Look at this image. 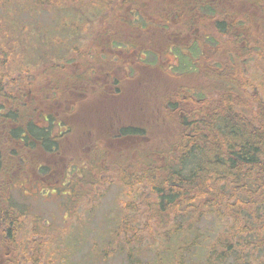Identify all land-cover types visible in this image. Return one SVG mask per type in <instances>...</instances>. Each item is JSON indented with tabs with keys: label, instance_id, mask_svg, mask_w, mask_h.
<instances>
[{
	"label": "trees",
	"instance_id": "trees-1",
	"mask_svg": "<svg viewBox=\"0 0 264 264\" xmlns=\"http://www.w3.org/2000/svg\"><path fill=\"white\" fill-rule=\"evenodd\" d=\"M86 1L105 6L113 4L112 10L116 13L129 10L130 14L125 13L126 17L119 22L126 23L128 15L133 16L134 36L141 31L150 37L148 44L146 39L137 43L138 52L154 59L156 52L152 47L157 46L164 49V53L176 55L181 67L189 60V72L182 71L178 75L191 79L199 71L206 85L166 91L161 97L160 113L166 115L165 122L174 130L173 135L163 141H154V137L150 140L147 127L127 124L119 128V141L142 140L138 150L135 147L120 150L119 178L130 172L136 184L145 181L148 191L137 193L135 210L144 208L163 236L162 252L156 254V258L133 262L136 257L128 253L131 264H187L186 258L194 249L203 253L200 264H227L230 256L236 264H264V259L256 255L262 253L264 258V0H181L180 4L176 0H152L158 2L152 10H145L151 0H0V9L14 5L19 11L40 15ZM139 10L147 15L141 16ZM162 28L164 32L159 37L158 31ZM180 37H185L181 44ZM115 40L118 47L124 44ZM172 40L176 42L171 43ZM40 47L38 40L37 54L42 50ZM1 58L0 45V187L7 185L8 189L17 180L7 174L2 155L8 154L10 146L14 148L20 143L18 151L27 150L26 153L31 154L34 148V177L42 181L56 178V183H62L70 172L78 174L79 178L67 182L64 188L65 194H72L70 201L78 203L85 196L84 188L94 185L92 173L100 177L105 170L100 168L106 161L102 147L105 135L94 138L96 158L90 159L86 170L81 171L83 164L76 156L63 162L61 170L57 167L62 162L55 168L53 163L49 166L46 159L62 155L65 137L70 138L76 131L64 115H75L80 104L75 106L77 111L73 115L68 111L61 113L64 104L73 102L76 92L69 82L53 78L51 70L60 66H55L57 61L53 62L48 55H37L35 62L34 59L25 64L20 61L17 78L16 75L9 78ZM41 64V75L49 79L42 102H47L51 108L39 106L41 94L37 89L44 88V79L31 76L28 70V66L35 70ZM71 78L72 83L82 79L79 75ZM58 106L62 109H57ZM4 135L10 141H5ZM12 153L16 159L11 170L24 174L32 162L20 157L19 152ZM158 158V162H165L163 166L156 164ZM50 189L52 191L46 194L54 193L57 188ZM0 201V219L14 222L18 218L15 206L21 208L13 202L11 193ZM205 215L218 220L228 218L233 225L244 223L246 234L256 239V244L252 245L254 258L241 255V247L246 243L235 242L239 247L235 252L236 246H232L227 233H220L201 248L195 241H183L181 237L194 233L196 224ZM117 228L128 233L123 222ZM234 231L231 236L239 235L236 227ZM114 233L121 239L117 229ZM121 243L129 246L130 240L126 238ZM134 244L140 246L139 242L134 241ZM112 250L116 251L115 247L105 253L112 254ZM136 250L140 252V248Z\"/></svg>",
	"mask_w": 264,
	"mask_h": 264
},
{
	"label": "rangeland",
	"instance_id": "rangeland-1",
	"mask_svg": "<svg viewBox=\"0 0 264 264\" xmlns=\"http://www.w3.org/2000/svg\"><path fill=\"white\" fill-rule=\"evenodd\" d=\"M176 1L179 4L183 3L181 0ZM164 3L168 4V2ZM99 5L101 6L99 7ZM99 5L86 1L73 4L71 7L69 5H66L67 7L62 6L61 11L52 10L40 15L19 11L14 5L1 7V60L7 67L6 71L10 74L9 78L18 73L16 68L20 61L21 64L31 62L33 59L35 62L37 55L52 57L53 62L57 61L54 65L60 66V69L51 70L50 73H54L53 78L57 77L66 84L70 82L71 89L76 92L72 97L73 102L66 103L64 106L67 107L69 113L73 114L77 111L75 106L80 104V108L74 115L75 121L80 123L88 121L94 124L97 115L93 111L104 98L97 95L91 96L88 100L82 92L90 89V87H98L95 86L94 82H97L99 78L96 75L93 80L92 76L87 75L88 83L86 85L81 84L79 87V84L72 85L73 78L71 77L84 74L83 71L90 65L89 73H91L96 63L97 71H101L99 66H102V62L107 64V61L104 60L108 58L107 56L104 58V54L98 56L101 46L111 38L113 40L118 39L130 47L126 48V63L124 61L118 63L117 75L122 85V93L117 100L106 101H108L110 108H119L118 121L121 124H136L147 127L150 140L153 137L156 141L172 136L174 130L170 124L165 122L166 115L160 113L163 104L161 97L166 94V91L172 92L182 87H206L203 77L199 75V71H195L197 74L191 76V79L178 75L182 71L183 73L189 72L187 68L191 64L189 60L181 67L176 55L164 53V49L157 46L152 47L156 52L154 59L153 57H142L141 60L143 61H140L137 53L140 46L137 43L146 39L145 43L148 44L149 35L140 31L137 36H134V29L131 28L132 24L134 25L132 23L133 16L128 15L126 23L119 22V20H124L125 13L130 14L129 10L116 13L112 10L113 4L105 6L101 3ZM157 5L158 2L153 3L151 0L146 5L145 10H152ZM7 9L10 11L6 12ZM138 12L143 17L147 15L144 10ZM163 32V28L158 31L159 37H162ZM185 37H180L179 44L184 42ZM38 40L42 49L39 50V54L35 49ZM173 42L176 41L172 40L171 43ZM133 44L135 45L132 46ZM161 52L164 54H160ZM94 53H96V57L92 56ZM31 56H33L32 59H30ZM64 60L66 63H63ZM28 70L31 76L33 75L39 80L44 79V88L37 89L41 94L39 106L51 108L47 102H42L43 92L49 87V79L41 75L42 64L35 70L34 67L28 66ZM252 70L253 67L250 71L253 72ZM17 77L18 75L15 78ZM262 77L264 78V73ZM262 80L264 82V79ZM83 86L85 88L81 91L80 88ZM262 88L264 89V86ZM184 97L187 98L186 94ZM32 99L34 100V96ZM36 101L38 102V100ZM65 107L61 110L63 115ZM57 109H62V106H58ZM79 113H81L80 116ZM97 135V132H92L90 139L93 140ZM90 139L82 138L77 129L69 140L62 145L60 158L66 157V159L60 161L62 163L58 164L57 169L61 170L63 162L67 161L69 157L76 156L83 164L80 165L81 171L86 170L90 157L85 154L81 157V148ZM141 141L133 138L118 141L114 148L110 144L104 143L106 161L104 163L103 160H100L102 164L104 163V166L102 165L100 168L105 170L100 177L92 173L93 177L91 178L95 180L93 187H85V196L75 204L70 201L72 194H65L64 190L67 182L79 178L78 174L73 171L65 179L63 177L62 183H56V178L42 181L37 176L32 177V180L24 179V177L16 180L20 183H15L10 193L13 202L21 209L15 206L18 218L13 219L14 223L10 234L14 235L13 244L20 247L21 254L27 257V264H32V256H34V264H131L128 253L136 257L133 262H140L151 261L156 258V254L162 252V230L154 225L150 214L146 213L144 208L140 207L138 211L135 210L138 203L135 200L137 193L148 191L145 187V181L136 184L137 180L130 176V172L124 173L119 178L117 170V167L119 168L117 164L120 150L125 148L133 150L134 147L138 150L141 148V144H139ZM133 155L135 154L133 153ZM46 160L49 166L54 162L53 157ZM158 160L159 158L155 159L156 164L163 166L165 162H158ZM126 167L128 168V166ZM18 174V176L22 175L21 172ZM58 175L61 174L58 173ZM28 181H33L34 184L28 183ZM6 187L7 185H4L3 188L0 187V199L6 197L9 189ZM55 187L57 189L53 191L54 193L46 194L47 191H52L50 188ZM142 199L143 197H141ZM226 221L227 225L224 226ZM120 222L124 223L128 231L127 234L122 233L117 228ZM235 227L239 230V235L231 236V232L235 233ZM245 227L247 226L242 222L233 225L228 218L218 220L213 216L205 215L196 224L193 229L194 233L182 236L181 239L185 242L195 241L200 244L201 248L205 247L220 233H227L230 235L232 246H236L235 252H238L239 249L235 242L246 243V246L241 247L243 248L240 251L241 255H253L254 258L255 249L252 245L256 244V239L249 238ZM116 229L119 232V237H121L119 240L115 237ZM126 238L130 240L129 246L121 243ZM134 241L139 242L140 246L135 245ZM112 247H115L116 251L112 250V254L105 253L108 248L111 249ZM138 248H140V252L136 250ZM194 250H190L187 256V264H200L202 252L199 250L195 252ZM256 255L260 260L264 259L262 253H256ZM227 264H236V262L230 256Z\"/></svg>",
	"mask_w": 264,
	"mask_h": 264
},
{
	"label": "flooded vegetation",
	"instance_id": "flooded-vegetation-1",
	"mask_svg": "<svg viewBox=\"0 0 264 264\" xmlns=\"http://www.w3.org/2000/svg\"><path fill=\"white\" fill-rule=\"evenodd\" d=\"M122 46L118 47L116 40H113L112 38L105 43L103 46H101L100 49V53H99V57L104 54V58L107 56L108 60L105 59L104 61H107V64H105L104 62H102V66L100 67L101 71H97L96 68V64H94V69L91 70V73L89 68L91 67V65L85 69L80 75V77L82 79H79V83L77 81L73 82V84H79V87L81 84L86 85L87 82V75L92 76V79L94 80V78L96 77V75L98 76V81L94 82L95 86L98 87H90V89H86L83 91V89L85 88L83 86V88H80L82 92V94L84 96H86V98L88 100H90L91 96H97V95H101L104 100L102 102H100L95 110L93 112L96 113L97 115V119H96V124H91L88 121H85L83 123L77 122L74 119V115L73 116H66L67 120H71L70 126H72L73 130L74 128L77 127V129L79 130L82 138H91L92 136V132H97L98 135L97 137H101V135H105V142L106 145L110 144L112 146V148H114V146L117 145V142L119 141V139L117 138V133L119 131V128L121 126H123V124H121L118 121V113H119V108L115 109V108H110V105L108 103V101L106 100H117L118 97L121 95L122 90H121V83L120 80L118 78V71H119V66L118 63L122 61H125V55L127 54L126 48H130L128 47V44H121ZM139 54L138 59L140 61L142 57H145L142 53L137 52ZM96 54V53H95ZM110 55V56H109ZM137 58V57H136ZM143 59V58H142ZM122 69V68H121ZM70 84V82L68 83ZM71 87V86H70ZM80 91V92H81ZM66 103V102H64ZM70 102H68L69 104ZM80 108V106H79ZM65 111L67 110V107H65ZM64 111V112H65ZM71 114V113H70ZM81 115V113H79V116ZM127 125V124H126ZM128 125H133V124H128ZM64 127H68V126H64ZM90 127V128H89ZM3 128V127H1ZM76 129V130H77ZM64 134H67V131H63ZM62 132V133H63ZM75 133V131H74ZM73 133V134H74ZM72 134V135H73ZM71 135V136H72ZM65 136V135H64ZM70 136V137H71ZM5 141H10V138H7V136H5ZM66 141L69 140L68 137H65ZM96 140H92L90 139L88 142H85L81 148V157L85 154L86 156H89L90 159L92 160L95 157V152L97 151L95 142ZM23 147V145H22ZM103 147V146H102ZM21 148L20 143H17L14 148H12V146H10L9 148V152L8 154H6L5 156H3V161L5 163V168H6V172L7 174L11 175L12 178L16 177L15 179L18 180L21 179L22 177H24V179H29L32 180L31 178H34V148L32 149L31 154H28L26 151H18L17 149ZM22 150V149H19ZM15 151L16 153L19 152L20 157H24L26 161H31L32 164L30 166V169L27 168L26 171L24 172V174H22L21 176H18V172L17 171H12L11 169L14 167L12 165V163L15 162V155H11L13 154L12 152ZM84 152V153H83ZM105 152V151H104ZM59 155V154H58ZM61 155H59L58 157L56 155H53V165L54 168L57 166L58 163H60V161H63L62 159H66V157H61ZM89 159V160H90ZM20 160V158H19ZM68 160V159H67ZM68 161H65V163H67ZM27 172V173H26ZM2 175L4 176V173L2 172ZM18 176V177H17ZM31 182V184H34L33 181H28V183ZM15 183H20V182H16L14 181V186ZM14 186H10L9 190H11V188H13ZM7 195H9L10 191H7ZM1 204V201H0ZM13 221H10L9 219H5V220H1L0 219V247L2 249V251L0 252V264H27V257L25 255L21 254L20 251V247H17L15 244H13L12 239L14 238V235L11 233L10 231L12 230L11 228L13 227ZM32 264H34V256H32Z\"/></svg>",
	"mask_w": 264,
	"mask_h": 264
}]
</instances>
